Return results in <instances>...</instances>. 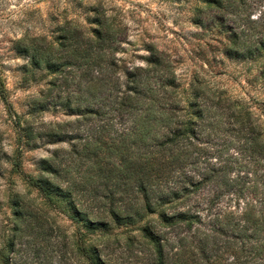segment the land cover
Segmentation results:
<instances>
[{"label": "trees", "instance_id": "16d2710c", "mask_svg": "<svg viewBox=\"0 0 264 264\" xmlns=\"http://www.w3.org/2000/svg\"><path fill=\"white\" fill-rule=\"evenodd\" d=\"M205 2L221 12V27L233 25L225 57L264 58V19L252 18L248 0ZM90 24L15 42L25 72L53 75L31 104L75 116L46 126V136L68 147L42 158L29 184L47 201H65L87 230L136 228L153 264H264V130L254 114L197 73L183 82L154 48L144 66L127 67L116 55L122 27L106 14ZM3 73L0 64L6 100ZM25 132L28 143L36 134ZM16 205L0 264H22L10 256L17 241L46 235V218L21 195Z\"/></svg>", "mask_w": 264, "mask_h": 264}, {"label": "rangeland", "instance_id": "374dc122", "mask_svg": "<svg viewBox=\"0 0 264 264\" xmlns=\"http://www.w3.org/2000/svg\"><path fill=\"white\" fill-rule=\"evenodd\" d=\"M253 19H264V0H248ZM209 9L205 0H0V64L5 99L0 96V248L14 236L17 226L16 197L21 195L46 218V235L17 241L11 258L22 264H153L152 252L134 227L87 230L70 219L67 203L52 196L47 201L29 184L38 176V163L57 148H67L45 135L46 126L75 119L56 106L31 103L47 87L52 74L25 72L26 60L15 42L34 36L56 38L62 28L75 23L90 28L95 14H106L122 27L117 58L127 67L144 66L154 48L166 55L177 76L187 82L194 73L225 96L245 106L264 130V58L256 61L228 59L223 54L225 33L221 12ZM35 136L28 143L27 127ZM234 149L226 156L236 158ZM246 159V154L242 155ZM236 160V159H235ZM18 162V166L15 163ZM243 184L248 188L250 182ZM39 230V229H37ZM36 244L35 248H31ZM224 258H228L227 255ZM232 257L225 264L231 263Z\"/></svg>", "mask_w": 264, "mask_h": 264}]
</instances>
